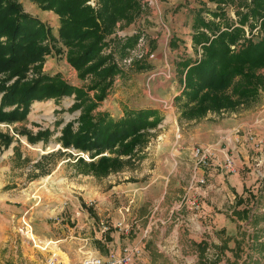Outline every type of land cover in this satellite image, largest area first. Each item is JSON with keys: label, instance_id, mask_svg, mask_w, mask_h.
<instances>
[{"label": "rangeland", "instance_id": "obj_1", "mask_svg": "<svg viewBox=\"0 0 264 264\" xmlns=\"http://www.w3.org/2000/svg\"><path fill=\"white\" fill-rule=\"evenodd\" d=\"M17 2L25 13L44 22L57 36L59 20L54 13L41 11L28 0ZM142 3L145 10L133 22L135 33L126 35V31L119 29L120 23L107 38V41H113H106L103 53L112 52L114 61L124 76L114 79L106 97L98 103L95 113L106 112L114 119H119L129 109H156L162 116L161 123L156 129L149 131L148 143L136 153L133 166L100 178L77 174L74 164L77 158L82 157L87 162L90 159L73 149H63L59 142L62 127L79 115V111L70 110L74 96L33 102L23 121L0 123V166H9L11 172L6 180L9 184L2 191L14 189L12 193L17 198L26 199L24 203L10 200L5 209L0 210V264H43L52 254L61 264H78L83 258L93 256L92 252L107 258L109 252L116 253L123 247L132 248L137 242L153 251L169 245L164 240L175 224L174 219L169 217V210L183 198L184 188L189 180L188 167L193 165L186 149L189 147V137H196L200 142L191 146V149L196 145L203 147V144H207V130L204 131L207 124L225 129L222 126L234 115L245 123L250 122L249 125L255 123L257 117L264 116L263 93L259 105L241 108L238 112L212 113L207 115L209 118L206 116L192 121L179 118L181 110L174 101L181 91L178 63L185 58L200 59L201 49L194 47L192 42L189 44L186 39L192 34L195 12L203 7L215 11L216 4L208 0H142ZM86 5L93 10L99 7L98 0H87ZM223 8L227 21L236 22L234 8ZM202 16L211 20L206 13ZM129 25L123 23L124 27ZM157 28L161 29L160 38V33L155 38L156 31L149 30L158 31ZM245 33L247 38L254 35L256 40L258 26L251 34L245 26ZM136 34L139 37L134 47L124 50L123 40ZM147 35L152 39H147ZM172 38L175 42L173 48L169 43ZM62 49L63 54L52 52L45 57L41 71L50 75L58 73L75 87L89 84L90 78L85 81L78 79L75 70L65 59V48ZM135 62L147 65L150 69L138 72L134 67ZM92 95L91 92L90 96ZM262 129L260 135L264 136V123ZM43 131L47 132V136L41 140H29ZM251 132L259 147L255 149V143L247 139V143L252 146L246 160L241 159L243 162L248 161L249 169H245L246 173L254 168L251 158L260 157L264 153V140L258 139L253 128ZM237 135L243 136V133ZM5 138L9 140L8 143ZM225 147L223 142L221 148ZM11 148H18L21 150L19 153L26 154L22 161L18 159L20 157L16 156V152L12 156L8 154ZM229 153L233 155L236 152L229 150ZM156 176L162 177L163 181L168 180L166 193L160 186L142 188L144 181ZM50 179L51 185H56L62 191L59 194V189L56 188L60 202L49 201L39 192L35 193L31 186L33 181L43 180L44 183ZM256 180L253 184L254 193L246 191V201L240 207V211L244 209V205L248 208L245 220L255 211L251 218L253 222L249 226L253 231L248 239L244 231L239 235L242 249L237 252L243 255L241 258L240 255L237 257L242 264H264V212H257L258 209L264 210V178L260 183ZM158 219L164 223H160ZM118 223H121V230L116 227ZM103 227L109 229L102 233ZM26 230L27 235L22 234ZM113 239L115 242L109 243ZM181 244L185 256L190 252L187 251L190 249L187 239ZM205 260L207 264L215 261L218 264L221 255L219 252H207ZM167 264L175 263L168 261ZM177 264L183 263L177 261Z\"/></svg>", "mask_w": 264, "mask_h": 264}, {"label": "trees", "instance_id": "obj_2", "mask_svg": "<svg viewBox=\"0 0 264 264\" xmlns=\"http://www.w3.org/2000/svg\"><path fill=\"white\" fill-rule=\"evenodd\" d=\"M28 1L58 17L57 36L44 22L25 13L17 0H0V123L23 121L33 102L74 96L70 110L79 115L62 127L59 142L63 149L90 159L78 157L76 173L100 178L133 166L136 153L148 143L149 131L162 121L159 111L129 109L114 119L95 110L114 79L124 76L112 52L103 53L107 38L117 25L131 24L144 13L142 0H98L97 10L86 5L87 0ZM208 1L216 4V10L198 9L190 36L192 45L201 49V57L178 63L181 91L174 101L181 110L179 118L186 121L257 106L264 93V0ZM225 6L234 8L236 22L227 21ZM245 26L250 34L258 26L256 40L254 35L245 36ZM138 37L125 38L122 48L134 47ZM169 43L173 48L174 39ZM62 48L78 79L90 78L89 84L75 87L58 73L41 71L45 57L52 52L63 54ZM134 67L138 72L150 69L137 62ZM45 136L46 131L38 132L29 140ZM236 214L245 219L247 209ZM197 247L203 249L205 243Z\"/></svg>", "mask_w": 264, "mask_h": 264}, {"label": "crops", "instance_id": "obj_3", "mask_svg": "<svg viewBox=\"0 0 264 264\" xmlns=\"http://www.w3.org/2000/svg\"><path fill=\"white\" fill-rule=\"evenodd\" d=\"M134 24L135 23L124 27L122 23L119 29L126 31V35L130 36L135 33ZM157 29L158 31L156 29H149L150 31H156V33H154L156 36L155 38H158L157 34L161 32V29ZM147 34L150 33L147 32ZM122 35L124 36L125 33L123 32ZM160 36L161 33L159 34V38ZM175 37L178 36L175 35ZM149 38L152 39V37L147 35V39ZM186 41L189 42V44L191 43L190 36H188ZM209 117L210 116H207V118ZM263 117L264 116L257 117L255 123L252 122L251 125H249L250 122L245 123L241 121L242 119L240 117L238 118V116L234 115L229 119V122L227 121V123L222 126L225 127V129L217 125L207 124V128L204 129V131L207 130V144H203L202 146L210 153L211 163L206 168H196L190 147L200 142L197 141L196 137H189L187 141L189 147L186 149L189 151V157L192 159L193 165L188 167L189 180L184 188L185 193L183 194V198L188 197L196 199L200 204V209L193 212L186 207H182L178 211H173V206L172 209L169 210V217L174 219L173 222L175 224L164 240L170 244L160 248L158 247L159 250L153 251L150 247L146 248L144 245L138 244V242L135 243L132 248L138 251V255L134 258L132 264H167L168 261H172L175 264H177V261L183 264H186L185 262L188 261V264H202V262L207 264V260H205L207 245L215 252L220 253L221 260L218 264H242L237 257L240 255L241 258L243 255L237 252L242 249L239 235L244 231L247 233L248 239V235L253 231L249 226L253 222L251 218L255 211L251 212V216L248 220L237 216L236 212L240 211V207L246 201V191L254 193L253 184L256 180V176L252 169L246 173V170L249 169L247 164L248 161L243 162L241 159L246 160L249 148L252 146L251 143H247V135L252 134L251 128H253V132L256 131L255 135H257L259 140H264V136L260 135L261 130H263ZM240 132L243 133V136L237 135V133ZM254 141L257 140L254 139ZM223 142H225L226 145L224 149L221 148ZM42 144L43 142L40 143V145ZM229 150H234L236 152L233 154L235 157V170L231 173H227L217 167L221 164L225 153L229 152ZM9 151L10 153L8 154L11 156L16 152V156L20 157L18 158L20 161H22L26 155L25 153H19L21 150H18V148L15 150L11 148ZM51 152L50 150L49 154H51ZM257 158L261 161V168H263L262 171L264 173V153ZM243 164H245V166H243ZM10 173L9 166H0V210L5 209L6 203L10 200L14 199L13 201L23 203L26 200L17 198L16 195L12 193L14 189L6 192L2 191V188L9 184L6 180L9 179ZM202 175L206 177V184L198 186L194 178ZM48 176H50V174H48ZM161 178L162 177L156 176L151 180L144 181L145 185L142 188L148 189L150 187L160 186L164 188V193H166L168 180L166 179L163 181ZM51 183V179L44 183L43 180L40 182L33 181L31 182V186L35 190V193L39 192L42 196L47 197L49 201L57 200L60 202L57 193L59 192V194H61L62 191L56 187V185H51ZM56 188L59 189L58 192ZM249 188H251V190H249ZM237 202H241V204H237ZM242 208L246 209L247 207L244 205ZM257 212H264V210L258 209ZM5 213L7 212L5 211ZM159 222L162 224L164 223L161 220ZM181 228L185 231L181 230ZM38 239L41 240L40 238ZM185 239H187L190 248L187 251L190 250V252L183 256L184 250L181 242ZM1 241L2 239L0 238V247L2 245ZM114 242L115 240L113 239V241L109 243L113 244ZM200 242L205 243V248L202 249L201 247H197ZM113 246L115 247V245ZM244 250L245 249H243V251ZM119 252L120 249L116 251L117 254ZM92 253L93 256H97L96 252ZM229 255L231 257H229ZM234 255L235 257H233ZM244 264H247V262Z\"/></svg>", "mask_w": 264, "mask_h": 264}, {"label": "built area", "instance_id": "obj_4", "mask_svg": "<svg viewBox=\"0 0 264 264\" xmlns=\"http://www.w3.org/2000/svg\"><path fill=\"white\" fill-rule=\"evenodd\" d=\"M89 3L90 2L88 1V4ZM247 136H248L249 141H252L253 143H255L252 135H247ZM254 147H255V149H257L259 147V144L255 143ZM191 155H192V158L194 159V162H195L197 169L198 168H206L211 163L210 153L205 148H203L201 146H194L191 149ZM251 160L253 161V164H254L253 171L255 172L256 177H258L257 180L260 183V181H262L264 178V173L260 169L261 168V161L257 157L251 158ZM217 167L219 169H222L223 171H226L227 173L233 172L235 170V158H234V156L231 155L229 152H226L224 157H223L221 164H219ZM194 179H195V183L197 185L202 186L206 183V177L204 175L196 176ZM182 207H186L190 211L196 212L200 209V204L196 199L184 197L176 205H174L173 211H178ZM120 226H121V223H118L116 225V227H118L119 230H121ZM108 229H109L108 227H103L102 233L106 232ZM126 232H128V231L126 230ZM22 234L27 235V230L24 233L22 232ZM251 242H253L252 239H251ZM207 252L214 254L215 251L209 245H207L206 257H207ZM137 255H138L137 250H135L131 247H123L118 254L113 253V252H109L107 258H102L99 256H87V257L83 258L78 264H132L134 258ZM55 257L56 256H53V254H52V256L47 258L43 264H61V262L58 261Z\"/></svg>", "mask_w": 264, "mask_h": 264}]
</instances>
